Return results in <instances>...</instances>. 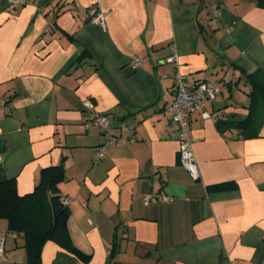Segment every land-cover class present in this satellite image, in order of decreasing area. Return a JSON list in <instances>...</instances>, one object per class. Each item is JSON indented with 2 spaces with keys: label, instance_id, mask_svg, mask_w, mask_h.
<instances>
[{
  "label": "crops",
  "instance_id": "obj_1",
  "mask_svg": "<svg viewBox=\"0 0 264 264\" xmlns=\"http://www.w3.org/2000/svg\"><path fill=\"white\" fill-rule=\"evenodd\" d=\"M90 6L106 12L105 26L90 20ZM173 52L190 85L222 82L208 104L213 115L247 119L242 72L264 68V6L24 0L11 11L0 0V167L24 195L43 168L61 165L70 236L92 255L83 263L49 240L42 264H264V122L246 136L191 112L192 178L166 115L176 93ZM87 99L108 115L107 132L90 119ZM230 181L237 187L208 189ZM0 239L3 264H28L23 237L5 218Z\"/></svg>",
  "mask_w": 264,
  "mask_h": 264
},
{
  "label": "trees",
  "instance_id": "obj_2",
  "mask_svg": "<svg viewBox=\"0 0 264 264\" xmlns=\"http://www.w3.org/2000/svg\"><path fill=\"white\" fill-rule=\"evenodd\" d=\"M264 6V0H257ZM84 52L79 56L81 59ZM249 85V115L243 121H230L216 116L218 126H237L244 135L258 134L264 122V68L243 71ZM65 179L61 165H51L42 169L41 180L34 191L21 195L15 177L7 178L0 167V218L8 221V229L22 235L28 264H42V251L47 241L54 240L76 259L88 263L92 255L78 248L72 241L68 222L70 208L62 202L58 185ZM237 187L234 181L208 186L210 191H221ZM117 244V243H116Z\"/></svg>",
  "mask_w": 264,
  "mask_h": 264
},
{
  "label": "built area",
  "instance_id": "obj_3",
  "mask_svg": "<svg viewBox=\"0 0 264 264\" xmlns=\"http://www.w3.org/2000/svg\"><path fill=\"white\" fill-rule=\"evenodd\" d=\"M23 2L24 0H8V7L11 11H14ZM87 14L91 21L105 26V11L99 9L97 6H90L87 9ZM168 60L176 65V93L173 101L166 108V115L176 125L179 131L181 164L192 178L197 179L199 177V168L193 150L194 138L192 136L190 114L195 110H199L204 119H216V116L209 111L208 104L215 99L221 90L222 82L220 80L201 81L195 85H190L186 74L181 70L178 54L173 52L168 57ZM140 62L139 58H135L133 67L139 66ZM84 105L94 124L101 131L107 132L110 126L108 115L97 110L95 103L91 99H87ZM110 142L125 143L126 139L112 137ZM105 153V148H101L98 152L99 158H103ZM169 199L172 200V198ZM62 202L68 205L70 200L68 198H62ZM4 246V239H0V264H3Z\"/></svg>",
  "mask_w": 264,
  "mask_h": 264
}]
</instances>
